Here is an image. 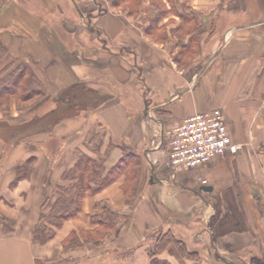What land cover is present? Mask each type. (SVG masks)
Returning <instances> with one entry per match:
<instances>
[{
    "label": "crops",
    "instance_id": "crops-1",
    "mask_svg": "<svg viewBox=\"0 0 264 264\" xmlns=\"http://www.w3.org/2000/svg\"><path fill=\"white\" fill-rule=\"evenodd\" d=\"M0 45L1 76L24 62L46 92L22 108L0 94V264L13 245L25 264H186L173 243L155 253L158 237L192 245L197 223L246 205L263 240L264 0H0ZM215 107L240 148L172 166L164 130ZM106 150L107 168L136 155L134 186L116 176L34 242L62 173ZM104 212L119 230L83 240Z\"/></svg>",
    "mask_w": 264,
    "mask_h": 264
},
{
    "label": "trees",
    "instance_id": "trees-1",
    "mask_svg": "<svg viewBox=\"0 0 264 264\" xmlns=\"http://www.w3.org/2000/svg\"><path fill=\"white\" fill-rule=\"evenodd\" d=\"M2 54H4V49L0 45V56ZM4 72L5 70L2 74ZM0 94L6 97L13 94L18 100V106L22 108L26 107V103H22L25 99L33 96L42 98L46 92L33 72L28 70L26 64L22 62L3 76L0 73ZM94 152L95 156L82 153L76 162L62 173L63 182L54 187L55 197L48 213L39 217L32 232L34 242L42 244L48 241L54 235L55 229L60 228L66 220L80 211L82 198L86 193L97 192L116 176L124 174L127 178L124 184L125 189L134 186L139 160L133 152L124 153L122 158L110 168L105 165L108 150L103 153ZM122 218L125 219L122 214L104 212L97 220L98 227L92 231H82L80 235L83 240L97 244L106 233L118 229L117 222ZM79 243L78 236L72 232L66 238L64 245L70 248ZM170 243L174 244L180 256L187 258L194 255L188 251L185 243L175 239L171 232H165L158 237L154 252H162Z\"/></svg>",
    "mask_w": 264,
    "mask_h": 264
},
{
    "label": "rangeland",
    "instance_id": "rangeland-1",
    "mask_svg": "<svg viewBox=\"0 0 264 264\" xmlns=\"http://www.w3.org/2000/svg\"><path fill=\"white\" fill-rule=\"evenodd\" d=\"M241 208L243 213L237 211L227 214L226 217L220 209L216 210L208 220L197 223L198 229L193 239L194 244H185L188 251L194 255L185 258V263L264 264V238L251 245V240L256 237L257 232V226L253 228L252 220L254 218L257 220V216L250 213L248 205L241 206ZM258 227L259 234L263 235L260 223ZM198 241L201 242L197 243Z\"/></svg>",
    "mask_w": 264,
    "mask_h": 264
},
{
    "label": "built area",
    "instance_id": "built-area-1",
    "mask_svg": "<svg viewBox=\"0 0 264 264\" xmlns=\"http://www.w3.org/2000/svg\"><path fill=\"white\" fill-rule=\"evenodd\" d=\"M164 133L169 162L177 169L195 167L240 148L231 140L224 113L218 107L196 112L167 127Z\"/></svg>",
    "mask_w": 264,
    "mask_h": 264
},
{
    "label": "bare ground",
    "instance_id": "bare-ground-1",
    "mask_svg": "<svg viewBox=\"0 0 264 264\" xmlns=\"http://www.w3.org/2000/svg\"><path fill=\"white\" fill-rule=\"evenodd\" d=\"M2 264H25V255L21 245H13L2 257Z\"/></svg>",
    "mask_w": 264,
    "mask_h": 264
}]
</instances>
